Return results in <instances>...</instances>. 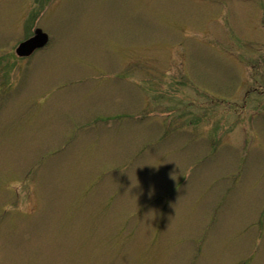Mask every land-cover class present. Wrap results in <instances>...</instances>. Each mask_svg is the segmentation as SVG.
Wrapping results in <instances>:
<instances>
[{"label": "rangeland", "instance_id": "obj_1", "mask_svg": "<svg viewBox=\"0 0 264 264\" xmlns=\"http://www.w3.org/2000/svg\"><path fill=\"white\" fill-rule=\"evenodd\" d=\"M0 264H264V0H0Z\"/></svg>", "mask_w": 264, "mask_h": 264}, {"label": "water", "instance_id": "obj_2", "mask_svg": "<svg viewBox=\"0 0 264 264\" xmlns=\"http://www.w3.org/2000/svg\"><path fill=\"white\" fill-rule=\"evenodd\" d=\"M48 40L49 37L47 33H45L42 29L37 28L34 31L33 36L25 39L24 41L20 42L18 46H16V55L27 57L37 49L44 47V45H47Z\"/></svg>", "mask_w": 264, "mask_h": 264}]
</instances>
